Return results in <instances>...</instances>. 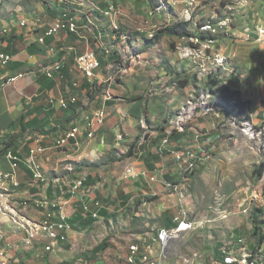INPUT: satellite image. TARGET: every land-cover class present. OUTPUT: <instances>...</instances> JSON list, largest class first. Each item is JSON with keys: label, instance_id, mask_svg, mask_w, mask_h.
<instances>
[{"label": "crops", "instance_id": "obj_1", "mask_svg": "<svg viewBox=\"0 0 264 264\" xmlns=\"http://www.w3.org/2000/svg\"><path fill=\"white\" fill-rule=\"evenodd\" d=\"M69 2L71 5L58 0L47 8L37 7V14L23 11L14 0H0V53L10 58L6 65L0 64V168L5 171L9 169L6 154L17 156L21 161L18 168L20 195L28 198L44 197V200L57 201L58 205L65 207L71 232L75 231L70 234L73 239H65L67 254L73 251L75 240H79L76 233L81 235L84 231L92 230L93 226L105 223V231L122 232L120 237L115 235L116 238L112 239L121 242H117L119 255L120 251L124 253L127 240L151 236L156 228L173 224L172 218L179 209L180 199L176 191L181 187L179 184L187 179L180 172L181 169L176 170L175 161L184 164V157L202 152L200 137L195 132L188 136L191 139L188 143L192 145L186 143L187 139L184 138L188 128L186 124H190L196 114L184 123L183 129L178 130L168 124L171 116L166 111L173 108L178 110L172 106L177 99L176 92L173 93L175 87L173 85L170 89L168 85L170 71L175 66L173 62L153 56L150 49L138 51L139 44L145 45L147 41H152L147 40L149 37L145 32L137 30L139 26L128 31L120 25L119 19L122 18H110L112 30L101 33V30L95 29L91 18L82 15L83 6L78 0ZM85 3H92L99 8V3L87 0ZM57 18L77 22L78 33L64 31L47 37L45 43L41 44L38 38ZM141 33L145 35L142 38L139 36ZM262 44L261 47L264 42ZM86 50L94 51L105 60L104 65L99 62L92 83L86 80L74 61L77 54ZM56 60L63 62L61 74L49 79L45 73L47 67L42 66L55 63ZM178 65L184 69L187 67L186 62ZM115 71L117 77L114 76ZM126 82L143 87L137 93L131 90L126 92L123 91ZM152 82L155 89H151ZM184 89L186 91L187 87L184 86ZM237 90L244 98V89ZM71 95H75L77 100L72 101L68 108H61L56 98ZM149 104H152V112ZM162 104L165 107L159 111ZM251 105L256 107L251 114V119L255 121L253 115L261 117L262 112L257 103ZM100 109L105 112L102 125L92 121L93 113ZM37 110L40 111L36 113ZM90 123L92 127H89ZM22 125L26 126L25 130ZM73 128H83L78 136L81 140L78 148L69 144L52 150L53 142L63 138ZM90 128H94L92 136H89ZM162 139L166 140L167 145L178 148L175 161L167 150L161 151ZM9 140H12V146L4 152ZM36 144L47 147L45 154L49 157L46 159L42 154L33 157L40 166L43 182L35 178L27 162L31 156L29 150ZM130 147L131 153L128 152ZM177 154L182 158L178 159ZM133 165L151 173L159 169L161 177L156 181H149L142 176L125 177L126 170ZM192 167L185 166V169ZM91 176L95 183L82 187L81 199L86 200L92 212L97 209L94 202H100L101 208L96 218L90 212H83L79 199H68V195L63 196L61 190V187L67 189L72 186L78 178L88 179ZM25 214L28 219H33L29 213ZM78 216L75 223L71 222ZM58 217L55 213L54 219L58 221ZM218 219L221 218H215L212 222ZM90 220L93 222L88 224ZM223 222L229 225L226 220ZM7 230H10V235H7L8 240L3 241L2 246L10 243L12 256L23 258L25 232L14 233L13 226ZM212 233L216 238L217 232ZM106 239L109 240L107 232L94 245ZM49 242L54 244V240L45 237V243ZM205 246L208 248L207 242ZM26 260L22 263L33 264L31 261L34 259ZM213 263L220 262L214 258Z\"/></svg>", "mask_w": 264, "mask_h": 264}, {"label": "rangeland", "instance_id": "obj_2", "mask_svg": "<svg viewBox=\"0 0 264 264\" xmlns=\"http://www.w3.org/2000/svg\"><path fill=\"white\" fill-rule=\"evenodd\" d=\"M14 1L21 5L23 11L38 14L37 7L47 8L58 0ZM60 1L71 5L69 1L73 0ZM78 1L83 6H78L84 10L82 15L91 18L95 29L101 30V33L112 30L110 18H122L119 19L120 25L128 31L140 26L145 18H152V24H156L160 30L154 37L147 39L152 41H147L145 45L139 44L137 49H150L153 56H158L162 61L173 62L175 66L170 71L168 85L170 89L173 85L175 87L173 93L176 92L177 99L172 106L178 110L173 108L166 112L169 117H173L183 108L194 106L196 116L190 124H186V143L191 141L188 136L196 130L204 133V139L210 140L208 146L200 142L202 152L199 159H203L202 164L197 169L193 166L180 170L187 179L179 184L181 189L176 191L180 198L179 213L184 211L191 221L204 223L201 229L184 231L170 242L166 248L171 250L174 244L170 264H188L186 257L195 252L201 256L196 264H204L203 255L214 254L213 250L218 244L239 251L257 245L253 243V239L264 234V225L260 233L253 232L251 216L256 214L253 211L251 215V205H255L251 201V194L257 192L264 196V132L252 137L245 131L247 122H251L250 125L255 128H260L264 123V46L261 47L263 44L258 41L259 30L264 29V0H182L180 3L174 0H87L99 3V8L92 3H85V0ZM110 6L114 11L106 13ZM150 11L153 14L150 15ZM178 22L185 24L187 34H162L156 39L161 30L163 33L167 26ZM139 36L142 38L145 35L141 33ZM180 62H186L187 67L184 69L178 65ZM114 76L117 77L116 71ZM219 85H226L230 90L243 88L242 98L250 100L252 104L257 103L262 116L253 115V121L254 119H245L229 112V106L234 101H224L222 94L216 91ZM184 86L187 87L186 91ZM142 87L137 83L126 82L123 91L137 93ZM155 88L152 82L151 89ZM148 107L150 111L153 109L152 104ZM164 107L165 104H162L158 110L161 111ZM165 122L166 118L164 127ZM188 144L192 145L191 142ZM257 169L261 172H257ZM256 187L259 189L256 190ZM241 200L244 206H239ZM29 215L33 216L32 213ZM215 218L221 219L212 222ZM224 220L229 223L228 226L224 224ZM155 221L156 219L154 223ZM238 223L249 228L248 231L237 230ZM104 226L105 223L97 224L81 235L76 233L79 240H75V247L68 254L74 258L68 260L73 263L77 261L79 253L93 249L96 246L94 244L107 232L109 240L106 249L98 252L95 257H86L84 264L120 262L118 243L121 242L112 239L116 238L115 235L120 237L122 232L111 233L105 231ZM156 230L151 236L127 240L124 253L120 251L119 255H126L128 241L130 244L141 243L155 255ZM212 231L217 232L216 238ZM240 233L248 236H240ZM206 242L208 248L205 246ZM50 257L54 263L39 260L31 262L59 264V260L61 261L58 254L53 253Z\"/></svg>", "mask_w": 264, "mask_h": 264}, {"label": "built area", "instance_id": "obj_3", "mask_svg": "<svg viewBox=\"0 0 264 264\" xmlns=\"http://www.w3.org/2000/svg\"><path fill=\"white\" fill-rule=\"evenodd\" d=\"M177 3L182 2V0H174ZM107 11L109 13L113 12L114 9L110 6ZM151 15V12H149ZM152 19V18H150ZM146 18V20H150ZM26 21V19H25ZM23 26V25H21ZM79 25L77 22L75 24H68L67 21L63 20L61 22H54L52 21L50 25L44 30L42 35L38 38L41 41V44L45 43L47 37L56 36L61 32H70V33H78ZM162 29V28H161ZM138 30V29H137ZM160 30V29H159ZM156 32L158 29L155 30ZM258 41L264 42V29L261 28L259 30ZM188 56V55H186ZM75 65L77 69L82 73V75L86 78L89 83H92L96 72L98 70V56L92 50H86L77 54L74 58ZM7 62V54L0 53V64L6 65ZM63 66V62L61 60H56L55 63L47 64L42 67H47V78L54 79L58 75L61 74V69ZM61 108L69 107L72 101H76L77 97L75 95H71L67 98L59 97L56 98ZM53 99H51V102ZM99 121V125H102L105 121V118L101 116L97 120ZM83 128H75L71 129L68 133V136L58 140L57 142H53L51 147L52 150L61 149L63 147L72 144L75 148H78V143L81 142L79 139L80 133H82ZM91 135L94 134V128H90ZM196 136L200 137L201 144H206L208 146L210 140L205 138L204 133L199 131H194ZM252 133V132H251ZM248 133V134H251ZM117 143V138H116ZM176 148L173 145H167L165 139L161 141V151L167 150L173 157L175 161V154ZM47 147L43 144H36L35 147L30 148L29 153L36 158L37 155H44L46 159H49L48 155H46ZM7 160L10 163L8 170H3L0 168V264H25L22 263L23 260L26 259H34L39 260L42 262L54 263L51 261V254H58L61 256V261L59 260V264H84L86 256H88L89 252L93 251V249H88L86 253H79L77 261L70 262L68 259H73L74 256H68L65 250V239H73L71 238L70 231V223L69 225H62L59 222H52L51 215L49 214V207H54V204H44V197L39 198H28L22 197L20 195V187L21 183L18 178V168L20 165L19 160L15 158V155H6ZM203 159H199V154H193L192 157H184V164H177L176 170L178 169H185V166H194L196 169L199 165L202 164ZM38 168H40L39 164L37 163ZM161 170L156 169L152 173L148 172L147 170H139L135 165L129 166V171L126 173L125 177L129 178H137V177H145L149 181H156L160 176ZM44 180H41L43 182ZM87 179H84L83 183H76L70 187L65 189L61 187L63 191V196L68 195V199L77 198L82 202L83 212L87 214L90 212L92 217L96 218L98 215V210L101 208V204L99 201H95L94 204L97 207L95 211H90L86 200L81 199V190L82 187H86ZM173 190V188H171ZM259 188L256 187V190ZM255 195V193H253ZM69 202V201H68ZM239 206H244L243 200H241ZM262 208H264V199H262V204H255V213H261ZM25 213H32L33 214V224L35 225V234L34 236L40 237V246H31L26 243V248L23 249V258H13L12 250L10 249V243L2 246L3 241L8 240V236L10 235V230H6L4 225V218L5 214H12L13 220H19V216H25ZM61 215H69L63 207V212ZM254 218V215L252 216ZM172 226H180V233L185 228H190L193 222H190L186 219H182L177 211L176 215L172 218ZM256 224V223H254ZM245 229L248 231L249 228L241 227V224H237V229ZM240 236H248L242 235ZM45 237H54V244H45ZM24 238V236H23ZM253 243L258 244V249H264V234L253 239ZM127 246H130V241H128ZM126 246V247H127ZM174 250V244H172L171 250H164L162 249L160 252H154L155 257L157 258V264H170L171 258V251ZM213 255L216 254H205L204 257V264H216L213 263ZM30 257V258H29ZM120 258V262L113 263V264H131V262H125V257L123 255H118ZM139 258H144V256H138ZM62 259H64L62 261ZM67 261V262H66ZM236 264H264V261H259V258L253 254L252 259H240L239 257L236 258Z\"/></svg>", "mask_w": 264, "mask_h": 264}, {"label": "bare ground", "instance_id": "obj_4", "mask_svg": "<svg viewBox=\"0 0 264 264\" xmlns=\"http://www.w3.org/2000/svg\"><path fill=\"white\" fill-rule=\"evenodd\" d=\"M151 14H153V12H151ZM61 21H62V19L57 18L54 22H61ZM68 24H75V22L69 21ZM21 25H24V23H22ZM156 29H159V27L156 24H152L149 20H146V18L144 20H142L141 25L138 27V30L142 33L145 32L149 38H152L155 36V34L157 33L155 31ZM39 42L41 43L40 39H39ZM9 59H10L9 56H7V62L9 61ZM98 67H99V59H98ZM45 73L47 74V69L45 70ZM66 108H68V107H66ZM183 109L184 110H182L179 114L176 113L177 115L169 118V120H168V124L175 129L177 128L178 130L183 129L184 123H186V121H189L195 113V107L194 106H190L188 109H185V108H183ZM101 116L105 117L104 110L100 109V110L95 111L93 113L92 121L97 120ZM93 123H99V121H93ZM247 123H248L246 125L247 129L245 131L247 134L252 132L250 134L252 137L253 136L256 137L257 135L263 134L264 123L261 125L260 128L252 127V125H250L251 122L250 123L247 122ZM89 127H92V123L89 124ZM73 129H75V128H73ZM70 131H68L65 136H68V133ZM89 136H92V135L90 134ZM60 139H62V138H60ZM60 139H58V140H60ZM165 142H166V140H165ZM9 154L13 155L11 153H8L6 155H9ZM15 158L17 160L19 159L17 156H15ZM177 158L181 159L182 156L180 154H177ZM27 162L30 165V167L34 173L35 178L42 179L43 178L42 173L40 171V168H38L36 161L33 159L32 154H31V156ZM128 171L129 170H126V172H128ZM75 182L76 183H83L84 179L78 178L76 181L73 182V184H75ZM253 193H255V195H253ZM253 193L251 194L252 203L262 204V199H264V196L260 195L257 192H253ZM56 202H52V204H54V207H49V214L51 215L52 222H59L60 221V223L62 225H69L67 215H61V213L63 212L62 205L60 206ZM44 204H51V202L48 200H44ZM262 211H264V208H262ZM55 213H57L59 216L58 221L54 219ZM181 218L186 219L190 222H193L186 216V214H184V212L181 214ZM203 223H204L203 221L198 222V223L193 222L191 224L190 228H185L182 230V232L189 231V230L195 231L197 229H201ZM4 225L6 227V230L9 228V226H13L14 227V233L15 232L17 233L18 231L19 232H22V231L25 232L24 247H26V243H28L31 246H40V240H38V236H34L35 225L33 224V220L28 219L26 217V215L25 216H19V220H13L12 214H5ZM71 229H72V227L70 225V231H71ZM179 233H180V226H174V227H169V228L164 227V226L159 227L156 230V235H155V241L157 244L156 248H154L155 251L160 252L162 249L166 250V248L170 244V242L173 239L179 237L178 236ZM49 238L54 240V237H49ZM45 244H52V242L45 243ZM219 250L222 252V261L219 264H236V258L237 257H239L240 259H252L253 254H255V256L259 258V261H264V249H258V244L255 245L253 248H245V249L240 250V251L235 250L234 248L233 249H226L224 247H221ZM151 253L152 252L149 249L146 250L145 246L142 245L141 243L130 244V246H127V248H126V255L124 256L125 262H131V264H157V258L155 257V255H153ZM138 256H144V258H139ZM199 257H201V256L195 252L191 256L186 257L185 261L188 264H196Z\"/></svg>", "mask_w": 264, "mask_h": 264}, {"label": "trees", "instance_id": "obj_5", "mask_svg": "<svg viewBox=\"0 0 264 264\" xmlns=\"http://www.w3.org/2000/svg\"><path fill=\"white\" fill-rule=\"evenodd\" d=\"M64 18H66V17H64ZM163 30H164L163 33L161 30V33L156 35V39H159L162 34L176 35V36H179L182 34H187L186 26L183 22L182 23L178 22V23H175L171 26H167V28H165ZM98 57L100 59L99 62H101L104 65L105 60L103 59V57L101 55H99ZM210 83L214 84V82H210ZM216 91L219 94H222L225 102L228 99H231L234 101V103L231 106H229L230 107L229 112H231L235 115H240L242 118H245V119H251V114L256 110V107L251 105V102L249 100L243 99L239 90H230L228 88V86H226V85H219L217 87ZM38 111H40V110H37L36 113ZM22 119H24V116ZM35 120L36 119H32V121H35ZM22 129L25 130L26 126L22 125ZM6 144H7V147L4 148V150H3L4 152L7 151V149L11 148L12 140H9L8 142H6ZM131 151H132V148L130 147L128 152L131 153ZM257 172L260 173L261 172L260 169H257ZM86 183L92 184V183H95V181L93 180V178L91 176L87 179ZM253 211L255 212V205H251V215H252ZM78 219H79V216H78V218L72 219L71 222L75 223ZM251 219L253 222V232L255 234L260 233L263 230V225H264V211L261 210V213H256V215H254V218H252V216H251ZM91 222H93V221L90 220L88 222V224ZM254 223H256V224H254ZM88 224L85 223L84 225H88ZM166 227L169 228L171 226L166 225ZM172 227H174V226H172ZM241 227H244V226H241ZM107 246H108V240L107 239L101 241L97 246L94 247L93 253L88 257H95V255L98 252L103 251L104 249H106ZM254 246L255 245H253V247ZM221 247H222V245L218 244V246H216L215 249L213 250V253L216 254V255H214V258L219 262L222 261V258H221L222 252L219 250Z\"/></svg>", "mask_w": 264, "mask_h": 264}]
</instances>
